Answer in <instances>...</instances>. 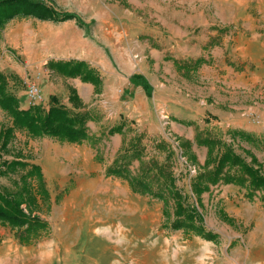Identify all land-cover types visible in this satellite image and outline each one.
I'll list each match as a JSON object with an SVG mask.
<instances>
[{
    "label": "rangeland",
    "instance_id": "374dc122",
    "mask_svg": "<svg viewBox=\"0 0 264 264\" xmlns=\"http://www.w3.org/2000/svg\"><path fill=\"white\" fill-rule=\"evenodd\" d=\"M43 1L59 11L76 14L78 20L53 22L31 16L10 19L0 30V61L6 57L19 65L44 69L49 67L50 58H41L39 51L48 55L68 52L73 47L81 51L84 41L90 40L101 50L110 69L105 74L113 80L114 67L129 50L147 53L148 32L154 29L161 39L191 36L197 42L196 56L165 57L176 65V82L181 79L178 68H182L187 97L194 88L200 90V94L189 96L193 104L202 101L205 109L213 102L212 92L226 95L233 105L226 111L235 118L249 108L257 112L254 101L264 105V0ZM221 66L232 70L226 74ZM198 68L200 72L196 73ZM156 74L160 77L163 72L157 70ZM10 79H16V83L8 88L16 89V84L24 88L20 78ZM84 100L94 105L88 111L89 139L71 143L49 136L31 138L16 130L6 148L0 150V191L14 189L13 180L18 179L20 171H8L2 161L19 152L25 162L40 165L48 192L47 197L37 193V204L30 212L46 225L25 241L19 239L14 227L0 223V264H264V199L260 190L248 195L242 185L219 181L197 198L191 181L204 161H197L192 145L181 152L175 139L166 137L174 151L175 184L202 215L204 231H198L197 224L190 221L174 228L169 197L164 203L148 193L132 191L126 178L105 174V168L136 128L109 136L107 128L115 117L113 103L104 105L102 96L97 95L85 96ZM47 103L43 99L40 105L46 108ZM261 111L264 114V108ZM160 116L165 120L167 114L161 112ZM206 119L186 121V127L195 132L194 140L196 131L209 130L204 124ZM247 120L244 117L243 124L257 129L250 133L259 139L264 132V118L258 124L245 123ZM8 125L10 117L0 109V128ZM210 126L213 135L224 134L230 140L226 130L216 128V123ZM144 130L142 125L137 129L143 135ZM186 139L182 136V143ZM259 140L242 145L256 158L253 164L264 171V146ZM143 142L147 156L164 159V152L155 147L156 141ZM197 145V152L206 148L207 154L204 144ZM239 152L250 162V155ZM188 165L195 169L194 175L188 172ZM136 166L133 160L129 169L134 171ZM21 206L28 212L23 203Z\"/></svg>",
    "mask_w": 264,
    "mask_h": 264
},
{
    "label": "trees",
    "instance_id": "16d2710c",
    "mask_svg": "<svg viewBox=\"0 0 264 264\" xmlns=\"http://www.w3.org/2000/svg\"><path fill=\"white\" fill-rule=\"evenodd\" d=\"M16 16H31L53 22L72 18L78 20L76 14L59 11L43 0H0V30L5 23ZM48 63L49 67L65 76H79L83 81L91 82L94 86L100 83V78L84 60H50ZM133 79V76H130V81ZM140 82L149 95L148 83L143 79ZM7 84L6 75L0 71V109L10 117V125L0 128V150L6 148L16 130L25 132L31 138L49 136L71 143H80L92 137L86 125V121L90 119L87 111L74 112L59 103L54 96L50 97L52 103L46 108L40 104L20 107L17 96L12 93ZM68 100L74 106L80 104L73 88H70ZM121 131L122 124H117L109 127L107 134L121 133ZM226 134L229 135L230 140L215 136L210 130L196 131L195 140L198 144L202 143L207 147V154L202 169L191 181L192 192L199 198L210 185L220 181L242 185L247 188L248 195L260 190L264 199V171L261 170V166L253 164L256 163V158L251 156V151L242 145V142L255 144L260 139L259 142L264 146V132L258 137L259 139L253 133L240 129L228 128ZM142 138V133L131 136L118 149L111 163L105 168V174L126 178L132 191L148 193L163 200L164 203H167L169 197L173 202L172 226L174 228L186 225V222L190 221L197 224L198 231H204L201 227L202 215L195 206L187 202L186 195L175 184L172 165L174 151L171 145L164 139L155 142L158 151L164 152V159L160 161L155 155H146ZM235 144L237 149L251 156L250 162L246 160V156H242L235 150ZM190 147V140H184L182 149L189 150ZM184 152L186 153L185 150ZM17 153L19 155L16 157L2 161V167L11 172L20 171V174L18 179L13 180L14 189L0 191V223L14 227L19 239L25 241L31 233H36L46 225L45 221L30 212L37 204V193L47 197L48 192L44 187L40 165L25 162L23 155ZM133 160L137 161V166L134 171H131L129 164ZM22 203L29 213L24 211ZM208 236L212 237L213 234L210 233Z\"/></svg>",
    "mask_w": 264,
    "mask_h": 264
},
{
    "label": "crops",
    "instance_id": "0c3cea01",
    "mask_svg": "<svg viewBox=\"0 0 264 264\" xmlns=\"http://www.w3.org/2000/svg\"><path fill=\"white\" fill-rule=\"evenodd\" d=\"M149 32L146 39L150 42L147 53L143 54L142 51L132 53L129 50L126 54L127 57L125 59L120 58L117 66L114 67V72L112 71L115 74L113 80L109 79L105 74L108 72L107 70L110 69L106 66L107 64L101 50L96 49V47L91 44L90 40L84 41L85 43L83 44L81 51L76 49V47L69 48L68 50L70 51L68 52H58L49 55L47 52L43 53L39 51L38 55H41V58L42 56L50 58L49 61L69 59L84 60L87 66L91 67L94 73L100 78V83L97 86H94L91 82L83 81L79 76H65L52 67L44 66V69L38 65L28 67L26 66L27 64L19 65L6 57L0 61V63L3 64V66L0 67V71L7 77V85L11 86L16 83V79H10L12 76L20 78L27 73H31L32 77L37 75L36 83L39 87L42 98L48 100L47 106L52 103L50 97L54 96L59 103L64 104L74 112H88L93 109L92 107H94V105L88 104L84 100L85 96H102L103 104L113 103L112 106L115 109V117L113 123L109 127L122 124L121 133L114 134L122 135L124 131L130 127L136 128L133 130L134 134L140 133L141 131H137V129L142 125L145 128L142 143L146 145V143L143 142L145 139H153L154 141H157L160 139L167 140L166 137L169 139L174 138L175 142L179 144L181 152L182 136H184L190 140L192 149L195 151L196 159L199 163H202L205 159L206 148L201 153L197 152V146L199 145H197L194 140L195 132L189 127H186V121L200 117L206 118L207 116V122L204 123L202 121V123L209 126V128H207L209 130H211V123H216V128H220L222 132L228 128L235 129L238 127L240 130L242 128L244 131L248 132L257 130L254 129V127L247 126V124L244 125L242 120L244 117H248V120L245 123H251V121L257 124L261 123L262 118H264V114H262L261 111V109L264 108V105H259L261 102L254 101L256 102L254 107H256L257 112L253 108V110L249 108L246 111H242L240 113L241 115L235 118L231 115V112H227L228 110H232L230 108L233 107V105L229 102L231 98H228L226 95L215 94L212 92L211 97L213 98V102L210 103V106H206L205 109L201 106L202 101H200V105L193 104L189 96H195V92L196 94H200V90L197 91L196 88H194V90L190 91L191 94L187 97L188 94L184 91L186 82L182 79V68H178V76L181 79L176 82L178 74L176 72V65H174L172 60H167L165 57L170 56L182 59L196 56L198 54L197 42L192 41L191 36L187 38H182V36L178 38L164 36L161 39L160 37H157L154 29L149 30ZM24 53L25 55H28L27 52L24 51ZM45 63L47 64V62ZM220 68L226 71V74L232 70L227 66H221ZM157 70H161L163 75L159 74L160 77H157ZM199 72L200 68H198L196 73ZM187 75L195 78L194 74L191 75L190 73H187ZM130 76H133L134 78L132 81H130ZM141 79L148 83L149 95L142 86L140 82ZM226 85L228 86V84ZM231 85L233 86L234 83L232 82ZM246 85H250V82H247ZM242 86H245V84L243 83ZM70 88L75 90L80 100V104H77L76 106L72 105L68 100ZM220 88L224 91L230 92L224 87ZM9 89L17 96L20 107L25 108L29 106L25 90L21 85L16 84V89ZM206 96L209 95L207 94ZM204 111H207L206 115H204ZM161 112L167 114L165 120L160 118ZM212 117H214V119H212ZM88 120H91V117ZM87 121L86 125H88ZM161 122L163 125L167 123L166 128L162 127L163 125ZM199 129H202L201 124H199ZM114 134L108 135L111 136ZM224 136V134L221 135L222 138ZM224 138L229 140L228 137ZM169 143L171 142L169 141ZM234 147L235 150L239 152L236 144ZM241 155L244 156L242 153Z\"/></svg>",
    "mask_w": 264,
    "mask_h": 264
},
{
    "label": "built area",
    "instance_id": "2783aa9c",
    "mask_svg": "<svg viewBox=\"0 0 264 264\" xmlns=\"http://www.w3.org/2000/svg\"><path fill=\"white\" fill-rule=\"evenodd\" d=\"M44 71V70H43ZM36 77L35 76H29L28 74H24L20 77L21 84L24 86L25 94L27 96L29 105H37L40 104L43 100L39 87L36 83ZM14 83V82H13ZM167 118V116H165ZM187 170L191 175L195 174V169L191 167L190 165L187 166Z\"/></svg>",
    "mask_w": 264,
    "mask_h": 264
},
{
    "label": "bare ground",
    "instance_id": "6f19581e",
    "mask_svg": "<svg viewBox=\"0 0 264 264\" xmlns=\"http://www.w3.org/2000/svg\"><path fill=\"white\" fill-rule=\"evenodd\" d=\"M91 226V225H90Z\"/></svg>",
    "mask_w": 264,
    "mask_h": 264
}]
</instances>
